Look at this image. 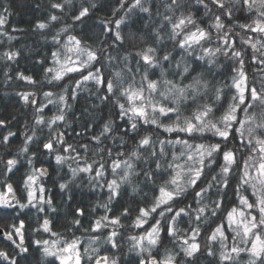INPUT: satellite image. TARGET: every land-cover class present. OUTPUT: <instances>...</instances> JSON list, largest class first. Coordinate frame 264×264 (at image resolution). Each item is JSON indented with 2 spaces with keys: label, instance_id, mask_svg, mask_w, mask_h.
<instances>
[{
  "label": "snow or ice",
  "instance_id": "snow-or-ice-1",
  "mask_svg": "<svg viewBox=\"0 0 264 264\" xmlns=\"http://www.w3.org/2000/svg\"><path fill=\"white\" fill-rule=\"evenodd\" d=\"M96 7L95 0L78 7L74 0H50L47 18L34 25L55 48L44 69L51 87L42 91V102L35 91L17 93L35 109L31 135L23 134L18 150L29 166L26 195L22 201L5 180L0 213H44L45 205L55 212L42 182L48 168L34 164L36 152L28 155L46 128L42 153L67 167L59 189L86 181L107 199L92 209L104 212L86 228L85 210L75 208L66 225L69 237L53 231L47 216L38 221L33 231L50 238L32 241L36 264H120L123 220L133 211L127 227L140 231L126 239L136 264H193L202 250L218 264H242L245 255L247 264H264V0H115L110 15L98 19L99 31L75 34ZM8 15L4 7L0 36L11 41L17 37L5 30ZM137 20L139 31L133 28ZM17 31L24 30L12 29ZM19 55L7 50L0 58L15 62ZM16 78L40 83L23 72ZM84 93L96 102L82 115L93 119L83 132L73 130L80 142L69 143L61 128L71 127V102ZM49 105L55 111L45 116ZM9 123L0 119V128ZM15 136L7 131L0 144ZM18 164L16 157L4 161L5 176ZM230 188L236 202L225 207ZM124 190L143 193L147 202L115 214L112 203ZM73 228L89 234L87 246ZM25 229L23 219L0 227L13 248H0V264H31Z\"/></svg>",
  "mask_w": 264,
  "mask_h": 264
},
{
  "label": "trees",
  "instance_id": "trees-1",
  "mask_svg": "<svg viewBox=\"0 0 264 264\" xmlns=\"http://www.w3.org/2000/svg\"><path fill=\"white\" fill-rule=\"evenodd\" d=\"M77 7L81 0H74ZM86 3L87 0H84ZM97 7L91 12L90 16L84 19L83 24H78L75 28V34L80 36H89L91 33L99 31L97 21L99 18H105L110 15L111 8L114 6L115 0H95ZM50 0H0V12L4 7H7L10 15H8V23L5 25V30L11 35L17 37L9 41L6 36H0V54L7 50H19L20 55L15 62H8L0 58V119L10 121L7 129L0 128V137L7 134V131L16 133L15 137L10 138V142L7 145L0 144V185L6 180L11 183L16 190L18 198L24 201L25 193L23 189V181L26 173L29 171V166L26 162V156L19 154V147L22 146L24 133L27 131L31 135L32 117L35 109L31 106H27L23 103L20 97L17 95L23 91H35L37 92L38 102L43 101L42 91H47L51 86L44 83V69L50 66L51 52L55 50L54 46L44 39V35L33 31L34 25L38 20H44L49 13ZM65 21L70 23V17H66ZM142 27V23L137 20L133 25V28L139 31ZM13 28L23 29L24 31L12 32ZM47 34V33H46ZM43 60L41 64L39 61ZM5 72L11 79L5 76ZM18 72H23L25 75H31L36 81L40 82L36 85L28 84L23 80L16 78ZM249 78L252 79L251 70H249ZM87 94H81L77 101H72V109L67 114L68 123L71 127H63L61 130L67 133V140L69 143H79L80 139L75 136L76 132H83L85 122L89 119H93L84 113L86 107H90L91 103H95L94 99H85ZM55 111L54 105H49L48 109H45V116H51ZM99 113L97 112V115ZM75 117H80L75 119ZM38 140L29 145V154L32 152L37 153V159L34 161L36 166H43L48 168L49 176L43 179V184L46 188V196L51 195L53 200V207L55 212L48 210L45 205L46 211L39 213L35 208H26L20 211L17 216V211L12 209H4L0 213V227H7L13 222H17L19 219H23L26 224L25 229V242L29 246L31 264H36L35 256L38 255L34 251L32 241L36 239H48L49 234L42 232H34L33 229L38 227V221L47 216L52 221L53 231L60 232L66 237L71 234L67 232L66 225L68 221L73 218V211L75 208H83L86 215L81 217L84 227H88L90 220L93 217L102 215L104 210L102 208H96L95 212L92 209L98 202L102 203L107 199V193L101 192L99 189L93 191L86 181H77L76 184L70 185V187L61 191L58 187L59 183L64 182L62 177H65L67 173V167L60 169V166L55 164L54 158L43 154L42 143L48 136V130L45 128L42 132H37ZM131 143V141H130ZM16 157L19 160V164L13 170L5 176L4 161L7 159ZM59 170V174H58ZM2 190V188H0ZM148 192V196L151 197L152 192L148 189H144ZM71 197V199H69ZM147 202L143 193L133 194L130 190L122 191V195L117 200L113 201L112 208L115 214H119L123 206H128L132 209L137 208L142 203ZM235 197L232 195L231 188L228 190V196L225 198V207H230L235 203ZM135 216L133 211L132 216L123 220L125 228L121 231L124 234L125 239L122 241V252L117 253L120 256V264H136L137 257L135 253L128 251L129 244L127 242V235L136 234L140 230L127 227L132 222V218ZM72 231L76 237H79L84 243L82 246H87L88 233H85L83 229H75ZM54 239V238H53ZM203 242V237L201 238ZM167 246L171 247V244L165 239L164 242ZM0 248H3L10 253H13V248L10 242H7L0 236ZM248 256H243L242 264H247ZM20 264H25L23 260ZM58 264V262H57ZM193 264H218L216 257H209L202 250L194 258Z\"/></svg>",
  "mask_w": 264,
  "mask_h": 264
}]
</instances>
